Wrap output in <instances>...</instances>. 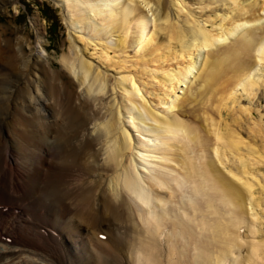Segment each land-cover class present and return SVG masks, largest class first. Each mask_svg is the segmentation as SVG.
<instances>
[{"label": "bare ground", "instance_id": "1", "mask_svg": "<svg viewBox=\"0 0 264 264\" xmlns=\"http://www.w3.org/2000/svg\"><path fill=\"white\" fill-rule=\"evenodd\" d=\"M59 1L71 30L106 39L101 61L132 49L141 75L111 83L72 46L62 81L0 34V264H264V142L228 123L264 83V0H209L226 5L211 30L178 26L181 0Z\"/></svg>", "mask_w": 264, "mask_h": 264}, {"label": "rangeland", "instance_id": "2", "mask_svg": "<svg viewBox=\"0 0 264 264\" xmlns=\"http://www.w3.org/2000/svg\"><path fill=\"white\" fill-rule=\"evenodd\" d=\"M168 1H172V0H168ZM181 1L184 5L185 12L183 9V11H181L183 13L180 12L179 15L176 14L175 15L176 17L174 18L175 20L174 22H176L178 26L181 25L180 27L183 30L185 29V27H189V28L190 26L191 28L193 27L192 24L191 25L188 24L189 26H186L187 25L186 19H184L186 18L185 17L186 15L188 16L191 15L189 18L191 21H193L192 19H194L195 21L197 20L201 24H204V26L208 30H211L213 27H216V25L220 23L219 19L222 17V12L226 7V5L220 2L208 3L209 0H181ZM202 1L203 3H201ZM60 2L61 1L59 0H18L17 2L10 3L5 7L0 4V34H2L3 38L5 39L9 38L15 41H17V38L20 36L28 38L31 41V44L34 48L27 47V51L31 53L30 52L31 50H35L36 54L42 56L44 59L48 58L46 60L50 63L51 69L57 72L60 71V73H63L61 72L63 57L65 55H70V56L73 55L74 52L72 46L75 47L77 46L78 55L81 58L90 62L94 67L98 68L100 71L104 72L107 76H109L112 81L111 83H113L117 77L138 75V74L141 75V70L136 68H141L142 65L138 64L136 61L140 63V59L142 58L141 57L142 55L141 53L136 54V52L132 49H128V51L124 54H122V52L118 53L109 50L108 56L110 58H113L112 62L114 61L115 62L114 64L112 62L101 61L99 57L101 55L102 49L101 47L97 46V44L104 43V41L106 42V39H104V41H102L101 39L95 40L88 34L89 32H86L85 34L71 30L68 27L66 18L64 16V12L60 6L61 4ZM206 6L207 8H205ZM154 8H157L155 4H154ZM212 14L214 15L212 16ZM218 15L220 16V18ZM158 27H159V31L157 33L158 37L157 40L155 41L157 45L161 41L163 42L167 41L165 31L164 32L162 31L160 33V22ZM80 37H83L85 40L81 41ZM175 45H176L175 42H173L171 47H175ZM123 60H126L127 63L122 67L118 63ZM172 62L173 65L172 66L169 65V67L171 69H174V66L177 65L178 62L177 61L176 62L172 61ZM0 64H4V63H0ZM155 67L158 66L155 65ZM4 73L7 72H3L1 69L0 74L3 75ZM10 76L13 77V75L11 74ZM14 79H10L9 81ZM61 80L68 82L69 81L68 74L63 73V76H61ZM13 83L14 82L11 83L3 82L2 88H4V90L10 88ZM69 88L73 89L72 86H69ZM149 88L148 90L154 93L158 92V89L156 88L154 89L151 87ZM77 90L79 91V89ZM178 90H177L178 95L182 97L184 95L183 92L181 90L179 91ZM110 93L107 95L109 98H111L112 96H116V91H111L110 89ZM241 94L242 92L238 93L237 102L235 103L236 105L234 107V114L238 115L241 120L239 119L237 125H233L232 121H228V123L231 125L232 129L240 133V135L243 137L241 138L245 142L247 141L246 143H250V145L259 147L261 142H264V83L263 84L261 83L259 85V88L256 90V94L254 96L255 98L251 97V99H249L248 97L244 96L245 95L244 92L243 95ZM119 96L120 95H118L119 99H117V101L118 103L121 104L124 99ZM225 113L226 111H224L223 114ZM223 118H225V115L223 116ZM129 130H131L132 132L133 129H129ZM132 133L136 135V132H132ZM260 150L264 151L263 145L260 146ZM256 168H258L257 170L260 171V173L264 176V163L262 164L260 163L258 165L256 164ZM261 182H263V179L261 180ZM256 195H258L261 198L262 201L261 208L264 211V190L262 191L259 189V187H256ZM256 212L258 213L257 209ZM105 229L108 230L109 228L106 227ZM243 230H244L242 231L244 233L243 238H246V240L249 241L250 239H248V237L250 238L251 235L248 233L245 227L243 228ZM88 232L90 233V231ZM102 237L107 238V235H100L99 238ZM255 238H258L257 240H259V239H263L264 237L261 233V234H257ZM243 240L245 241V239ZM112 241L113 240H110V243H112ZM246 247L247 246L245 245L238 252L240 257L242 258L243 256H245L244 254L246 253L245 250Z\"/></svg>", "mask_w": 264, "mask_h": 264}]
</instances>
